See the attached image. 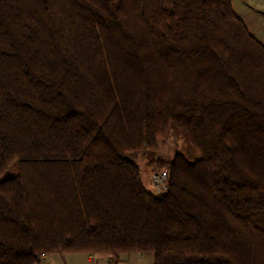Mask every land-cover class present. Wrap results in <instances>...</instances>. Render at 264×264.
I'll use <instances>...</instances> for the list:
<instances>
[{
    "label": "trees",
    "instance_id": "trees-1",
    "mask_svg": "<svg viewBox=\"0 0 264 264\" xmlns=\"http://www.w3.org/2000/svg\"><path fill=\"white\" fill-rule=\"evenodd\" d=\"M170 131L155 194L136 159ZM41 253L264 264V44L232 0H0V264Z\"/></svg>",
    "mask_w": 264,
    "mask_h": 264
},
{
    "label": "rangeland",
    "instance_id": "rangeland-1",
    "mask_svg": "<svg viewBox=\"0 0 264 264\" xmlns=\"http://www.w3.org/2000/svg\"><path fill=\"white\" fill-rule=\"evenodd\" d=\"M232 3L249 31L264 44V0H232ZM257 9L261 11V14L256 12ZM189 146V142L181 133L170 131L164 140L158 142V149L153 155H139L136 161L144 187L153 192V173L163 168L168 170V165H158L155 163L157 160L167 162L177 152L189 156ZM96 257L94 264H107L108 256L105 254H97ZM125 257H129V259ZM86 258L87 255L84 253H54L47 255V261H50V264H93V262L87 261ZM68 259H71V261ZM119 259H123V261L117 260L118 264H137L138 259H140L138 264H153L152 254L138 256L136 253H122L119 255Z\"/></svg>",
    "mask_w": 264,
    "mask_h": 264
},
{
    "label": "built area",
    "instance_id": "built-area-1",
    "mask_svg": "<svg viewBox=\"0 0 264 264\" xmlns=\"http://www.w3.org/2000/svg\"><path fill=\"white\" fill-rule=\"evenodd\" d=\"M153 181H154V189L153 193L155 194H162L165 193L168 189L167 185V179H168V170L166 168L160 169L153 173L152 175ZM96 258V254L91 253L88 254V260L94 261ZM39 261L41 263L46 262L47 255L44 253H41L38 257Z\"/></svg>",
    "mask_w": 264,
    "mask_h": 264
},
{
    "label": "crops",
    "instance_id": "crops-1",
    "mask_svg": "<svg viewBox=\"0 0 264 264\" xmlns=\"http://www.w3.org/2000/svg\"><path fill=\"white\" fill-rule=\"evenodd\" d=\"M232 6H233V3H232ZM234 8V7H233ZM234 10H235V8H234ZM236 11V10H235ZM256 12L258 13V14H261V11L259 10V9H257L256 10ZM236 13H237V11H236ZM238 14V13H237ZM241 17V16H240ZM87 255V258H86V260L87 261H89L88 260V254H86ZM106 255V254H105ZM136 255H138V256H143V254H141V253H136ZM96 256H97V254H96ZM106 256H108V261H107V264H118V262H117V260H122L123 261V259H119V256L116 258V259H114L113 257H110L109 255H106ZM97 258V257H96ZM96 258H95V260L94 261H89V262H93V264L95 263V261H96ZM125 258H127V259H129V257H125ZM68 260H70L71 261V259H68ZM138 260H140V259H138ZM137 260V264H138V261ZM50 264V261L48 262L47 260H46V262H43V264ZM38 264H42V263H38Z\"/></svg>",
    "mask_w": 264,
    "mask_h": 264
}]
</instances>
